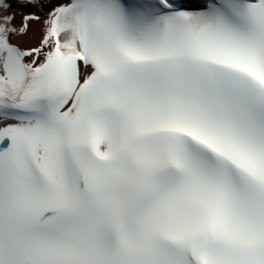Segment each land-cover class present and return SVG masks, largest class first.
Masks as SVG:
<instances>
[{"label":"snow or ice","instance_id":"snow-or-ice-1","mask_svg":"<svg viewBox=\"0 0 264 264\" xmlns=\"http://www.w3.org/2000/svg\"><path fill=\"white\" fill-rule=\"evenodd\" d=\"M0 264H264V0H0Z\"/></svg>","mask_w":264,"mask_h":264},{"label":"bare ground","instance_id":"bare-ground-1","mask_svg":"<svg viewBox=\"0 0 264 264\" xmlns=\"http://www.w3.org/2000/svg\"><path fill=\"white\" fill-rule=\"evenodd\" d=\"M13 11H15V9H13Z\"/></svg>","mask_w":264,"mask_h":264}]
</instances>
